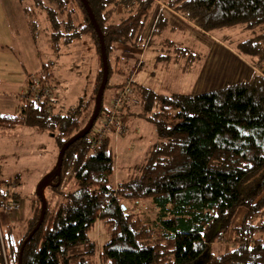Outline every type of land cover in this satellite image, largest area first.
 Wrapping results in <instances>:
<instances>
[{
    "label": "trees",
    "instance_id": "obj_1",
    "mask_svg": "<svg viewBox=\"0 0 264 264\" xmlns=\"http://www.w3.org/2000/svg\"><path fill=\"white\" fill-rule=\"evenodd\" d=\"M18 2L34 42L38 29L34 15L39 10L51 29L53 47L86 36L99 60L92 90L67 108L60 106L54 112L51 75L44 66L37 82L47 84L51 94L35 96L30 91L33 80L27 75L29 91L23 93L19 111L0 112L1 130L26 126L49 132L59 152L93 113L102 77L98 35L81 0ZM87 2L104 39L108 81L90 131L66 147L60 174L55 173V165L51 177L43 178L45 215L24 245L21 264H264V0ZM76 11L81 15L79 23L73 19ZM167 14L206 31L230 26L258 29L254 36L239 41L235 51L258 64L259 72L248 80L199 93L162 94L132 79L138 103L122 104L118 116L124 107L138 106V111L130 109L126 114L150 120L157 138L136 166V174L113 181V136L107 134L98 141L93 133L107 111L106 88L114 90L111 99L130 79L129 74L125 81L110 83L113 73L126 74L117 45L144 49L166 29L174 30ZM165 41L173 45L169 38ZM0 48L8 46L0 44ZM92 104L83 124L82 117ZM44 189L50 198L58 197L56 205L50 204ZM24 196L28 216L1 227L0 264H18L20 247L38 221L37 189ZM22 198L0 185V204ZM144 201L156 209L153 221L136 208ZM240 208L245 211L242 219L232 226ZM97 225L107 234L101 245L91 236ZM220 242H229V249H211Z\"/></svg>",
    "mask_w": 264,
    "mask_h": 264
},
{
    "label": "rangeland",
    "instance_id": "obj_2",
    "mask_svg": "<svg viewBox=\"0 0 264 264\" xmlns=\"http://www.w3.org/2000/svg\"><path fill=\"white\" fill-rule=\"evenodd\" d=\"M4 3V0H0V44L8 48H0V112L16 114L19 111L22 95L28 90L26 76L29 75L32 80L37 81L44 66L51 75L49 82L53 86L52 97L56 99L54 112L58 108L61 110L60 106L67 108L80 96L89 94L99 68V60L90 40L82 36L79 41L66 43L60 41L57 47L56 45L53 47L51 29L46 16L43 11L35 10L34 17L38 29L34 42L18 0H7ZM167 18L174 26V30L166 29L144 49L129 44H118L116 49V53L121 54V59L125 60L122 66L126 75L130 74L131 80L150 86L157 92H162V86L166 85L169 86L168 90L185 88L190 81L191 72L195 67L202 66L212 44L218 42L217 40L235 50L239 41L258 33V29H242L240 26L206 31L169 14ZM73 19L75 23L81 21L78 11L73 15ZM165 38H169L173 45L170 42L166 43ZM175 47L185 50H175L173 49ZM246 59L254 63L252 59ZM254 66L259 70L258 64ZM126 75L113 73L110 83L125 81ZM113 91V88H106L104 92L106 106L111 101L107 99L108 94ZM49 93L51 94L50 90ZM93 105L82 117L83 124L89 119ZM138 109L136 106V110ZM123 126L125 131L118 133L117 137L111 134L116 154L113 181L126 180L131 174H136V166L141 163L146 151L157 138L155 126L144 116L126 117ZM57 155V143L49 132L37 131L26 126H17L9 130L0 129V181H2L0 185L10 192H19L25 201L24 195L32 193L43 178L51 177ZM44 192L51 205L58 203V197L50 198L48 189H44ZM21 202L23 200L19 201L22 208ZM25 204L27 206V200ZM136 208L144 218L154 220L156 209L149 201L140 203ZM22 211L23 208L18 215H5L1 225L2 223L6 225L8 221H14L19 216L21 220L26 218L29 208ZM91 236L97 239L98 245L107 238L104 229L99 225L91 232ZM211 249L219 252L223 246L221 249L219 246H212Z\"/></svg>",
    "mask_w": 264,
    "mask_h": 264
},
{
    "label": "crops",
    "instance_id": "obj_3",
    "mask_svg": "<svg viewBox=\"0 0 264 264\" xmlns=\"http://www.w3.org/2000/svg\"><path fill=\"white\" fill-rule=\"evenodd\" d=\"M6 1L7 0H4L5 3ZM214 38L217 39L216 37ZM217 41L219 43L214 42L212 44L209 54L204 59L202 66L198 68L195 67L193 69V71L191 72L190 81L188 82L185 88L183 89L178 88V90L174 88L168 90L169 86L166 85V86H162L161 88L162 92H158V93L172 94V93H185V91H189L191 93H199V92L221 88L225 84H232L242 80H248L252 76V74H254L255 70L253 66L256 64L250 62L249 60L238 54L235 50L227 46L221 40H217ZM140 84L150 88V86H147L142 83ZM112 93L113 92L108 94L107 97L108 100L110 99ZM129 108L131 110L138 111L134 106H130ZM130 109H127V107H124L122 109L123 115L119 116L122 122L126 117L132 116L126 114L128 112L127 110ZM22 200L24 202V203L21 202L24 211L25 209H28V204L26 206L25 204L26 199L24 201V198H22L21 201ZM244 212H245L244 209L242 208L238 209L237 213L235 214L232 220V226H236L240 223ZM4 216L5 214L2 213V218ZM213 246L214 247L219 246L220 249L223 246V249H221L220 251L225 252L229 249L230 243L229 242L216 243Z\"/></svg>",
    "mask_w": 264,
    "mask_h": 264
},
{
    "label": "built area",
    "instance_id": "obj_4",
    "mask_svg": "<svg viewBox=\"0 0 264 264\" xmlns=\"http://www.w3.org/2000/svg\"><path fill=\"white\" fill-rule=\"evenodd\" d=\"M255 70H258L257 67L253 66ZM29 89V88H28ZM31 92L37 96V94H41V96H49V90L46 86L38 84L37 81L33 80V85L30 88ZM29 91V90H27ZM26 92V91H25ZM24 92V93H25ZM133 103L137 104L138 101L136 98L133 97L132 88H131V78L125 83L111 98L110 104L107 107V111L103 114L100 118L101 120L94 126V136L97 140H101L107 134H114L117 137L118 133L121 131H125V127L123 126L122 120H120L118 116L119 108L124 103ZM22 210L21 205L17 201H8L6 203L0 204V230L1 227L4 225L2 222V213L5 215L16 214ZM17 218V217H16Z\"/></svg>",
    "mask_w": 264,
    "mask_h": 264
},
{
    "label": "water",
    "instance_id": "obj_5",
    "mask_svg": "<svg viewBox=\"0 0 264 264\" xmlns=\"http://www.w3.org/2000/svg\"><path fill=\"white\" fill-rule=\"evenodd\" d=\"M84 8L87 12V15L91 21V23L93 24L97 35H98V39H99V48H100V56H101V63H102V77H101V81L100 84L98 86V90L96 93V99H95V106H94V110L93 113L87 123V125L77 134H75L74 136H72L70 139H68L59 149L58 155H57V162H56V169H55V173L57 175L60 174V170H61V165H62V159H63V155H64V151L66 149V147L73 142L74 140H76L77 138H79L80 136H84L86 135L90 129L93 126L94 121L96 120L99 111H100V105H101V100H102V95H103V91L105 89V85L108 81V60H107V54H106V48H105V43H104V39L101 33V30L95 20V17L93 15V12L87 2V0H81ZM45 182V179H43V181L38 185L37 192L40 195L41 198V211H40V215L38 218V221L36 223V225L34 226V228L29 232V234L26 236L25 240L23 241L21 247H20V251H19V257H18V264H21V255H22V250L24 248L25 243L31 238V236L35 233V231L39 228L40 224L43 221L44 215H45V211H46V202L45 199L43 197V195L41 194V185ZM121 207L123 209H125V206L122 204Z\"/></svg>",
    "mask_w": 264,
    "mask_h": 264
}]
</instances>
